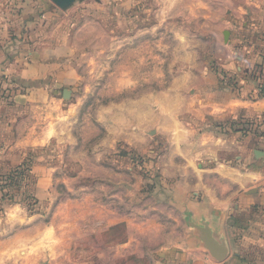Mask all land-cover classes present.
<instances>
[{
  "label": "rangeland",
  "instance_id": "374dc122",
  "mask_svg": "<svg viewBox=\"0 0 264 264\" xmlns=\"http://www.w3.org/2000/svg\"><path fill=\"white\" fill-rule=\"evenodd\" d=\"M30 6L4 52L47 47L53 71L35 96L16 60L0 62V264H161L183 235L163 193L179 136L193 150L195 129L264 134L262 114L210 120L220 91L264 98V0Z\"/></svg>",
  "mask_w": 264,
  "mask_h": 264
},
{
  "label": "crops",
  "instance_id": "0c3cea01",
  "mask_svg": "<svg viewBox=\"0 0 264 264\" xmlns=\"http://www.w3.org/2000/svg\"><path fill=\"white\" fill-rule=\"evenodd\" d=\"M6 1L10 5L7 13L0 5V13L5 15L0 20V62L16 60L21 79L35 84L31 93L43 97L47 91L40 88L41 81L53 71L47 64L51 51L39 46L27 56H22V48L16 56L5 54L6 43L22 45V15L25 18V14L34 12L30 0L23 10L22 0ZM12 26L17 37L10 39ZM1 70L8 72V64H0ZM216 99L211 102L210 120L217 125L243 122L240 120L250 118L251 112L253 116L264 115V98L252 100L220 91ZM31 100L35 102V98ZM191 134L194 149L188 150L187 135H180L185 143L179 147L180 164L174 171H163L166 203L173 221L184 226L183 235L172 234V241L163 248L161 264H264V134L223 132L219 128L208 132L195 129ZM205 232L227 251L224 261L219 262L209 250Z\"/></svg>",
  "mask_w": 264,
  "mask_h": 264
},
{
  "label": "water",
  "instance_id": "95a60500",
  "mask_svg": "<svg viewBox=\"0 0 264 264\" xmlns=\"http://www.w3.org/2000/svg\"><path fill=\"white\" fill-rule=\"evenodd\" d=\"M205 233H206V237L204 238V241L206 245L208 246L209 250L211 251V253H213V255L216 257V259L219 262L224 261V259L227 256V251L225 250V248L218 247L215 241L209 235V233L208 232H205Z\"/></svg>",
  "mask_w": 264,
  "mask_h": 264
},
{
  "label": "trees",
  "instance_id": "16d2710c",
  "mask_svg": "<svg viewBox=\"0 0 264 264\" xmlns=\"http://www.w3.org/2000/svg\"><path fill=\"white\" fill-rule=\"evenodd\" d=\"M258 122H259V121H258ZM247 129H248V127H247ZM258 129H259V128H258ZM243 133H244V134H257V133H259V130H255L253 127H250V129H248L247 131L244 130ZM0 186H1V185H0ZM0 189H2V188L0 187ZM1 192H2L3 195L5 196L4 188L2 189Z\"/></svg>",
  "mask_w": 264,
  "mask_h": 264
}]
</instances>
